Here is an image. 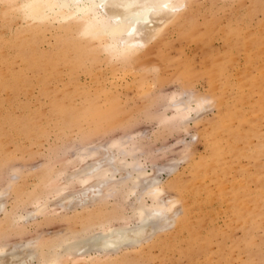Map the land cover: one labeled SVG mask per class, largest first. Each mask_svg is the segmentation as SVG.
Listing matches in <instances>:
<instances>
[{"label":"rangeland","instance_id":"374dc122","mask_svg":"<svg viewBox=\"0 0 264 264\" xmlns=\"http://www.w3.org/2000/svg\"><path fill=\"white\" fill-rule=\"evenodd\" d=\"M18 8L0 13V245L78 230L79 206L53 205L46 217L16 225L4 214L30 211L29 201L62 184L82 165L77 149L132 138L148 171L164 169V197L178 203L179 221L137 251L122 249L127 264H264V0H199L186 10L193 24L168 28L161 47L128 65L65 33L64 22L38 23ZM175 97L192 111L176 113ZM117 204L101 212L114 215Z\"/></svg>","mask_w":264,"mask_h":264},{"label":"bare ground","instance_id":"6f19581e","mask_svg":"<svg viewBox=\"0 0 264 264\" xmlns=\"http://www.w3.org/2000/svg\"><path fill=\"white\" fill-rule=\"evenodd\" d=\"M198 1L199 0H0V7L2 8L0 13H2V11L3 14L4 11L8 13L9 10H14L19 7L18 10L20 8L23 9L21 11L25 12L28 17L38 23L51 20L62 21L61 24L64 22L65 27L61 28H65V33L70 31L76 32V35L86 36L92 45L93 42L100 44L107 56L122 60L128 65L138 64L146 60L153 47L156 46V44L158 45L162 40L159 38H162V35L168 28L171 29V27L174 26L185 27L193 24L192 16L188 15V11V14H186V10L196 6ZM7 13L5 14L8 16ZM9 13L11 15L14 14V12ZM12 17L10 16V18ZM19 18H21V16ZM48 24L49 23H47V25ZM211 26L210 28H212ZM37 27H40V24H38ZM30 35L27 36L30 37ZM165 35H167V33ZM36 40L37 39L34 41ZM202 42H204L203 39ZM85 44L87 45V42ZM245 44L248 45V43ZM26 46L25 44V47ZM158 46H160V43ZM197 46H199V44ZM201 46L204 47L203 43ZM51 57L49 56V58ZM231 61L233 63L234 59ZM188 72L190 73V71ZM212 72L215 76V73L220 72V68L216 69L215 67V70ZM2 76L4 77V75ZM4 82L5 81H3V83ZM214 82L216 81L214 80ZM4 84H6V82ZM215 84L216 83H214V85ZM11 91L14 90L11 89ZM184 101L186 103L187 100L184 99ZM184 101L181 99L177 101L175 97L170 101V106L176 113L183 112V115L186 116L187 114L184 111L186 109H191L189 108V104H185ZM126 141L127 143H122L120 140H114L106 146L90 147L87 145V147H81L80 150L77 149L78 151L74 155L75 161L78 163L80 162L82 165L79 168H75L71 174L66 175L67 177L63 179L62 184L57 185L56 183L49 193L44 192V194L29 201L28 206H33H31L33 209L30 211H25L21 207L24 210L22 212H15L14 209V212H10L9 216L7 214L8 212L5 213L4 219L8 221L7 218H9L7 222L8 225L11 223L14 225L22 222L26 223L33 217H46L51 214L53 205L59 206L60 208L58 209H71L74 206H79L81 210L84 211V216H79L76 213L78 215L77 219L80 222V229L78 228L76 231L68 230V233L64 234V237L56 235L55 238L49 239L48 241L35 242L33 244L29 242L16 243L17 245L14 244L11 248H6V245H0V264H127V257L119 256L122 249L137 251V248H139L142 243H147L151 241L152 238L165 232V230L171 226L168 223L172 218L174 224L178 222L179 217L177 214L179 213L174 209L178 203L174 198L166 199L164 197L165 190L159 177L164 169L154 170L152 168L151 171H148L139 159L134 139L131 138L130 142H128V140ZM165 171L166 174H170L174 171V168H165ZM52 184H54V182ZM74 184H76L79 189H75V191L71 192L69 188ZM13 186L15 187L13 183H10L7 187L10 190ZM48 194H52V198L51 195L49 196ZM1 195H3V192L0 193V197ZM111 200H116L120 203V205L117 204V206H115L114 215L111 213L112 216L110 213L106 215L101 212L102 209L105 211V206L107 207ZM23 201L24 200H22V202ZM23 203H25V201ZM121 204L125 205L124 207L129 210V217L120 210L122 208ZM23 207L26 208L27 205L26 207L23 205ZM87 208L93 209L90 210ZM2 210L3 205L0 202L1 213ZM100 212L102 214H100ZM127 220L132 222V225H130L131 227ZM119 221L123 224L111 227L110 223ZM8 225L6 224L9 228L10 226ZM1 226L2 225H0V227ZM3 227H5V225ZM167 237H164L162 242H166L164 240L167 239ZM159 244L160 240L156 238V245ZM145 248L147 249V247ZM149 248L152 249L150 246ZM150 249H147V251ZM140 251L143 252V250ZM137 254L142 253L137 252Z\"/></svg>","mask_w":264,"mask_h":264}]
</instances>
